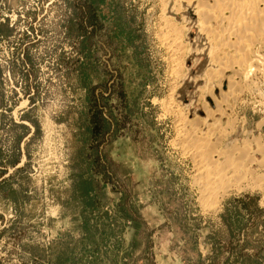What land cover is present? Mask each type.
Masks as SVG:
<instances>
[{"label": "rangeland", "instance_id": "374dc122", "mask_svg": "<svg viewBox=\"0 0 264 264\" xmlns=\"http://www.w3.org/2000/svg\"><path fill=\"white\" fill-rule=\"evenodd\" d=\"M173 4L0 0V264H264V178L203 207L173 111L202 118L233 79V97L199 130L216 128L213 144L223 134L217 151L247 146L260 161L264 33L245 59L221 42L214 52ZM172 5L189 22L175 76L162 42ZM209 24L227 38V19ZM208 50L242 70L219 72ZM186 81L198 84L188 100Z\"/></svg>", "mask_w": 264, "mask_h": 264}, {"label": "bare ground", "instance_id": "6f19581e", "mask_svg": "<svg viewBox=\"0 0 264 264\" xmlns=\"http://www.w3.org/2000/svg\"><path fill=\"white\" fill-rule=\"evenodd\" d=\"M175 2L176 4L178 3L179 6L181 5L183 6V10L181 11L183 12V14H185V16H187L186 21L188 20L190 22V18H191L193 19V21L196 22V27H194L196 31L193 30L194 32L193 34L199 37V38H196L197 42L200 39H202L204 44L206 43L205 47L209 46L208 48H211V49L214 47V52H215V49H216L215 47L217 46V43L221 42V43H224V45L228 44L230 47L232 46L233 49H237L239 53L242 55V59H245L246 58L245 56L247 54L246 52L247 47H250V44L256 42L257 39H259L258 37L264 33L263 32L264 31V7L263 9L260 7L261 4H259L260 2L258 0H208V1H205V0H174V4ZM168 5H169V2H168ZM173 5L171 6L173 14L168 13L170 14V16L167 14L168 16L164 20L165 27L163 29L165 33L162 36V42H164L165 45H167V47L170 49V51H172V62L174 63L172 75L175 76V74L176 75L179 74L178 71H179V67L181 66L180 64L181 61H179L181 59H178V54H180V51L182 52V48H183L181 37L185 34L184 32L186 30V25L189 22L186 24V21L185 23L183 21V25L185 24L183 26V25H180L179 22L175 21L173 16L174 14H176V12H180V10L176 11ZM177 8L180 9L179 7ZM218 14L221 15V17L223 16L225 19L228 20V27L226 29V32H223V34L225 33L227 38H224L223 35L220 36L214 33V31H212L211 28L208 27L213 17ZM200 51H201V55H203L206 53L205 51H207V49L205 48L204 50L202 49ZM209 53H211V50L210 51L208 50L206 54L207 56H209L208 61L209 60L211 61L210 64L211 63L213 64L216 61L219 62V65H220L219 72L222 73L224 71L230 70L235 74V72L239 73L242 70V67L240 65H236L235 63L230 62L229 61L230 59L228 61L227 60L224 61V59L222 58L218 59L214 57L215 55L213 56V54L212 56H210ZM216 66H218V64ZM209 67L210 66H208V68ZM218 70L216 69L214 71L216 72V74L214 72H211L212 70L211 71L208 70L210 73L207 71L209 73L208 76H210L209 80L217 79L216 75L219 73L217 72ZM192 72L194 73L195 71H192ZM196 73L194 74L196 75ZM238 73H236V75ZM190 79L195 80L194 78H190ZM232 80L233 79H230L228 81V85H227L228 88H227L226 93H219V96L217 97L213 96L212 102L214 105V110L211 111L210 109V110H207V112H204L206 109H208V108H205L203 111L204 118L203 117L200 118L198 116V118H195L193 120H186L182 116L183 113L180 109L176 108L175 110H173L179 119L178 120L179 123L176 124L178 125V128H177L178 131L175 128L177 131L176 133H178L176 134L179 138L178 141H180L179 149H181V151L183 150L184 154L185 153L190 154L192 157V160L194 161V166H196L195 168L199 174V175L197 173L194 174V175L196 174L198 175L197 177L198 179L195 180V183H197L196 181L198 180L200 181L199 186H201V188L199 187L200 188L199 190L202 191V194H203V195L201 194L203 197L202 201L204 202V204L202 202V205L205 208L207 207V209L209 210L212 209V207L214 208V205L218 202V199H217L218 196L220 195L224 196L226 192H229L232 189L234 190V189L257 188L261 184V181H262L261 179L264 178L263 176L260 177V175L256 173L257 169H253L255 164L261 165L262 167L264 166L263 165L264 160L262 159V157L264 156V150L261 148L262 146L259 147L257 145L259 149L261 150L260 151L261 160L257 162L256 158L254 157L255 158L254 159L252 157V154L250 155V150L247 146L237 147L233 144L237 148H234V146L232 145L231 146L232 148L230 150L222 148V150L220 149V151H217L214 145L218 142L217 139L219 140L223 138V134H221L222 136L218 135L220 136V138L217 137L215 139L217 141V142L215 141L216 143L215 142L214 144L211 143V136L212 134L213 135L215 134L214 133L215 131H217L216 128L215 130H212L213 128L207 129L206 127H204V129L206 128L207 130H210V132H212V133L209 132L210 133L209 134L207 131L208 135L206 133L205 134L200 133L202 130L203 132L205 131L202 127H201L202 130L201 131L199 130V127L202 125H206V126L208 125L209 127H211L212 123H209L208 121L212 120L215 112L217 114H220V112L222 111L221 110L223 106L222 103L224 101H225L224 103H226V100H228L229 95L233 94L237 86V85L235 86V83L237 84V82H233ZM185 83L186 84H183L182 88L178 92L181 94V98L188 100L192 91H188L187 88H191V82L186 81ZM192 83L194 84V81ZM217 84H214V85H217ZM197 85L194 84L193 88L191 89H194V88L196 89ZM210 91L214 94V86L210 87L209 92ZM187 92H188V95H186ZM210 95L212 96V94ZM233 95L230 97H233ZM192 97H193V93L191 95V98ZM195 100H196V97H195ZM195 100H192L191 103L193 104ZM196 113L197 112L195 111V114ZM218 126L220 125L218 124ZM213 127H216V126H213ZM218 143H220V141Z\"/></svg>", "mask_w": 264, "mask_h": 264}]
</instances>
